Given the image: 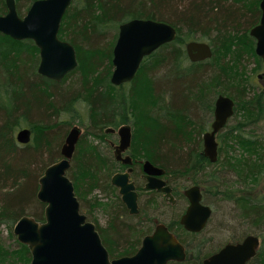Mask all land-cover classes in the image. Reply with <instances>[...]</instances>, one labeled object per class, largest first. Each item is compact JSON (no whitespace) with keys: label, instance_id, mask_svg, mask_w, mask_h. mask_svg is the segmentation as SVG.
Here are the masks:
<instances>
[{"label":"trees","instance_id":"16d2710c","mask_svg":"<svg viewBox=\"0 0 264 264\" xmlns=\"http://www.w3.org/2000/svg\"><path fill=\"white\" fill-rule=\"evenodd\" d=\"M34 1L16 0L19 14H25L22 5H27V12ZM234 1L73 0L59 31L61 39L74 45L78 59L77 68L62 81L76 71H85L79 79L82 91L73 98L65 94L61 82L38 73L40 54L33 40H16L0 32V230L3 225L9 228L10 235L19 245L15 250L0 245V264H28L31 261L28 246L19 242L12 229L24 215L32 216L39 222L45 220L46 205L37 197L39 178L61 156V151L56 147L64 135L60 127L62 123L58 121L59 115L73 112V108L77 111L76 104L83 96L89 108V123L80 140L81 148L76 150L67 175L74 183L81 206V201L86 200L85 197L93 190L111 191L113 187L109 177L117 168L116 162L112 159L111 163H106V158L99 155L98 149L91 147V143H85L84 138L88 134L97 136L105 128L117 127L131 120L125 115L122 103H128L136 95L133 87L142 74L150 79L154 100H157L150 115L156 128L151 130L146 126L154 160L166 171L167 176L173 173L175 177H190V185H200L205 202L207 194L214 191V195H222L241 207L243 223L252 222L258 227L264 225V195L253 199L248 194H237L241 192L240 187H232L234 182L248 186L252 181L255 187L264 182V141L244 133L248 127L264 118V90L255 91L246 79L241 95L237 94L240 98L232 95L237 100L235 115L218 135L219 155L235 150L236 145L243 153H249L250 157L229 156L221 161L218 155L217 162L212 163L203 154V143H197L198 137L210 128L216 100H203L201 94H204L209 84L221 79L241 84L237 76L228 73V63L222 67L217 64L219 51L233 52L238 56L241 66L243 56L238 52L244 45L250 57L257 61L255 70L264 65L255 52V39L250 35V29L261 17V0H253L251 6L254 9L250 11L247 3L235 6ZM6 11V0H0V15ZM132 18L166 21L177 29L178 35L176 40L164 44L143 60L136 78L130 83L132 93L123 95L125 100L122 102L119 87L123 85L116 86L110 81L113 48L120 24ZM190 40L211 44L213 56L205 61L191 62L185 49ZM235 56L231 63L236 60ZM187 61L189 64L184 65ZM158 68L164 70L163 82L156 79L154 72ZM150 69L149 76L147 71ZM216 93V97L223 94L221 90ZM240 112L244 120L232 123ZM74 113L72 119L78 116V113ZM74 121L65 124L71 125ZM23 122L29 123L34 137L32 143L21 147L14 132ZM46 153L47 158L44 160ZM252 155L255 156L253 161ZM202 174L205 179L197 178ZM180 178L172 180L170 177L177 195L180 189L189 186ZM94 200L96 206L108 209V202L104 198L95 197ZM115 202L120 212L122 204L118 197ZM113 224L114 232L108 238L104 233L102 235L111 257L133 255L141 244L140 238L137 244L132 241L125 222L116 221ZM169 228L188 252L196 250V253L190 252L185 262L169 264H198L201 260L200 246L204 242L196 241L199 233L186 231L179 219H173ZM250 234L261 239L252 264H264V227L256 232L250 231L245 237ZM192 242H197L195 248ZM121 243L123 246H117Z\"/></svg>","mask_w":264,"mask_h":264},{"label":"water","instance_id":"95a60500","mask_svg":"<svg viewBox=\"0 0 264 264\" xmlns=\"http://www.w3.org/2000/svg\"><path fill=\"white\" fill-rule=\"evenodd\" d=\"M73 0H35L21 16L16 0H6L7 11L0 15V32L16 40L31 39L39 48L38 73L56 82L78 66L77 51L72 43L59 37L63 17ZM261 17L250 29L255 39V52L264 64V0L260 2ZM177 29L166 21L150 18H132L120 24L118 37L113 48V85L132 82L143 60L164 44L173 42ZM191 62H200L213 56V48L206 41L190 40L185 46ZM263 78L264 74H259ZM235 100L219 94L215 100L214 120L211 129L203 134V154L215 163L219 155L218 134L235 115ZM108 128L107 131H113ZM121 137L116 149L118 158L131 146L132 128L123 125L118 130ZM82 135V129L74 125L68 132L61 148L62 158L49 165L39 178L38 199L46 205L45 220L39 222L32 216H22L14 225L13 233L19 242L26 244L31 253L28 264H169L183 262L187 257L184 244L163 223L143 238L140 248L133 255L112 258L104 245L95 223L89 221L81 211L73 181L67 175L71 159ZM21 144L32 139L30 128H22L16 134ZM131 162V158L122 159ZM147 189L165 192L174 202L172 188L158 176L164 169L150 161L144 164ZM112 184L119 188L122 201L130 213H138V194L129 172L116 173ZM189 206L180 223L190 232H201L212 215V207L203 202L199 185L184 191ZM259 236L250 234L238 242H229L201 264H247L260 247Z\"/></svg>","mask_w":264,"mask_h":264},{"label":"rangeland","instance_id":"374dc122","mask_svg":"<svg viewBox=\"0 0 264 264\" xmlns=\"http://www.w3.org/2000/svg\"><path fill=\"white\" fill-rule=\"evenodd\" d=\"M253 0H235L233 4L235 6H239L240 3H247L250 10H253L252 2ZM26 7L27 5H22V10L23 13H26ZM24 15V14H23ZM113 34V31L110 33V35ZM243 48L241 51L238 53L242 55L241 61L242 65L240 66L238 64V56L236 57L233 52L229 50H221L219 51V55L217 54V64L222 67L227 63V71L231 75L237 76V80L241 81V84L235 82V81H214L212 84H209L210 86L207 87L206 90H204V94H201L203 97V100L211 101L216 98V93L217 91H220L228 95L230 97H234L232 95H235V97L240 98L237 94L241 95V91L243 90V85L245 83V80L247 79L249 81V84L255 88V91L257 92H262L264 90V78H259V74H264V65L262 67L257 68V61L253 58L250 57V55L247 53V46L245 47L242 45ZM236 57L234 63H231V59H234L233 57ZM150 65H152V61H150ZM189 64L187 61L184 63V65ZM149 65V66H150ZM148 66V67H149ZM230 66V68H229ZM149 69V68H148ZM85 71H76L73 74H70L64 81H61V88L63 91H65V94L73 98L75 95L81 93L82 87V82L79 80L81 76L83 75ZM148 72V75L150 76L151 69ZM156 73V79H159L158 81L163 82L164 76V70L162 68H158L155 70ZM150 79L148 76L146 77L145 74H142L141 77L138 79L137 84L133 87L134 96L132 97V100L129 101L128 103H122L123 111L125 115H128V118L131 119L129 120L132 122V127H133V132H134V139L132 143V153L134 154V157L138 159L139 161H144L147 158H152L153 153L149 149V135L146 133L147 127H149L151 130L155 129L156 126L153 123V120L150 118L151 115V109L156 105L157 100H154L153 96V90L150 84ZM158 86V85H157ZM132 84L128 83L125 84L121 87H119V94L121 96L122 102L125 100L122 98L124 95H129L132 93L131 90ZM159 87V86H158ZM85 92V91H84ZM72 94V95H71ZM237 95V96H236ZM81 98V97H80ZM168 101V98L166 99ZM235 101L236 98H234ZM242 99H240L241 101ZM86 98L83 96L76 104V109L73 108V112H62L59 115L58 121L62 123L60 127L62 128V133L63 138L60 139V143L56 146L58 147L59 151H61L62 145L65 142V138L69 132V130L74 126L78 125L81 127L83 135L82 139L85 135L86 132V127L89 123V108L86 103ZM74 112L78 113V116L74 119H72V115L75 114ZM237 119L235 118L232 120V123H236L237 121L244 120L242 113L240 112L238 115L236 114ZM75 120L71 125L65 124L67 121H72ZM231 123V122H230ZM231 123V124H232ZM22 128H30V125L28 122H23L21 126H19L15 132L14 136L16 138L17 132L22 129ZM199 128V127H197ZM246 135H252L253 138H258L264 141V118L259 120L257 124L252 125L251 127H248L245 132ZM219 135V134H218ZM202 136L198 137V142L197 143H203L202 141ZM33 137L34 133L32 132V139L31 143L33 142ZM218 138V136H217ZM85 143L90 144L91 147L96 144V140L93 138L91 135H86L84 138ZM201 140V141H200ZM18 142V141H17ZM19 143V142H18ZM21 147L25 146V144L19 143ZM99 144V143H98ZM80 142L77 145V149L80 147L81 148ZM236 154V155H235ZM221 161H224L225 158L232 156L236 158H248L250 157L249 153H243L241 149L238 148V146L235 145V150H231L229 152H223L222 154L219 155ZM62 156H58L57 159H61ZM44 160L47 158V153L43 156ZM42 158V159H43ZM255 159V156H251V161ZM209 170V169H208ZM225 174V173H224ZM205 175H199L197 178H203ZM170 177L172 180L176 179L178 180L182 179L185 184L190 185V177H184V176H179L175 177V174L170 173ZM232 187H240L241 192H237V194H248L250 195L253 199L263 197L264 195V182H262L259 186L255 187L254 183L251 181L248 186L246 184L244 185H239L237 182H234ZM183 190L180 189V194H179V204L178 206H160L162 198L159 197L158 200L155 199L154 202V207L156 206L157 209V215L160 220L164 223H171L172 219H179L181 214L184 212L185 208L188 205L187 199L183 195ZM214 192V191H213ZM212 193L207 194V201L206 203L209 204L212 209H213V215L211 217V220L206 227L204 231L199 233L198 236H196V241H205L207 242V251L213 250V248L223 246L224 244L228 242H235L242 240L245 237V234H248L251 232H256L259 231L260 228H263L264 225L257 226L255 223H249L246 224L245 222L243 223L241 217V207L235 203L231 199H225L222 195L216 196ZM104 198L105 195L99 191V190H93L91 193L87 195L86 200L84 199L82 202V210L87 213L92 219H94L100 226L105 230L107 220L109 218V212L113 211L114 207H108L107 210H103L99 206L95 205V200L94 198ZM110 204L112 203V199H109ZM113 206V205H112ZM159 207V208H158ZM157 222L150 223L151 227L154 228ZM245 224V225H244ZM13 233V229H12ZM256 234V233H255ZM14 235V233H13ZM15 236V235H14ZM139 240V239H138ZM0 245L9 248L11 250L17 249L19 247L16 239L10 235L9 228L6 226H2L0 230ZM2 264H12L10 262L2 263ZM15 264H23V263H15Z\"/></svg>","mask_w":264,"mask_h":264},{"label":"flooded vegetation","instance_id":"af4514ba","mask_svg":"<svg viewBox=\"0 0 264 264\" xmlns=\"http://www.w3.org/2000/svg\"><path fill=\"white\" fill-rule=\"evenodd\" d=\"M129 83H131V82H129ZM125 84H128V83H124V84H121V85H125ZM118 86H120V85H118ZM214 109H215V102H214ZM213 120H214V110H213ZM213 120H212V122H213ZM123 125H130L131 126V128H132V142H131V146L127 150L122 152V154L120 155L121 159H119L118 155L116 154V149L119 146L120 139H121L118 130ZM108 128H113L114 130L113 131H107ZM108 128H105L103 130V132L100 133L99 135L93 136V138L96 140L95 141L96 144H94V146L98 149L99 155H101L102 157L106 158V159H104L106 163H111L112 159H113V161L116 162V164H117V168L111 174V176L109 177L110 184L113 187V188H111V191L109 193H107V192H105V190H103L104 192H102L100 189H96V190L101 191L105 195V199L104 200L106 202H108V207H110V208L114 207L113 208L114 210L112 212L111 211L109 212V218L107 220V224H106L105 230L103 228H101V226L94 219L89 217V215L87 213H85L82 210V208H81V211L87 216V219L89 221L95 223L96 228L99 231L102 240H103V236H102L103 233L108 238L109 234L114 232L113 231L114 230V224L113 223H115L116 221H121V222H125V224L128 226V230H129V232L131 234L132 241L137 244L138 239L140 238V241H141L140 243L142 244L143 238L145 236H147V235L152 234L155 231L156 226L158 224L163 223L169 228V223L167 224V223H164L162 221H159L160 219L157 218L158 215H157V212H156L157 211L156 206L154 207V204H155L154 200L155 199L158 200V198L161 197L162 201L160 203L161 204L160 206H162V205H164V206H167V205L168 206H178V204H179V195H177L175 193L174 185L171 182L172 180L170 179L169 175L167 176L165 170H164V173L161 176H158V178L166 180L167 184H169L171 186L172 194H173V196L175 198L174 202L170 201L166 197L165 192L158 191L157 189H147L146 188V184H147L148 180H147V177H146L147 174L144 171L145 162L146 161H150L155 166H158V167H161V166L154 160V158H153L154 155H153L152 158H147L146 157V159L144 161H139L138 159H136L134 157V154L132 153V150H131L133 139H134V132H133V127H132V122L128 121L127 123H122V124H120L117 127H108ZM210 129H211V125H210L209 130ZM82 135H83V132H82ZM82 135L80 137V140L82 138ZM80 140H79V142H80ZM217 140H218V138H217ZM76 150H77V148H76ZM75 153H76V151H75ZM152 153H153V151H152ZM73 157H74V155H73ZM127 157L131 158V162L126 163V162H124L122 160V159H125ZM72 159H71V161H72ZM105 166H106V164H105ZM119 172H121V173L129 172L130 180L133 181L134 184H135V190H136V192L138 194V199H137V202H138V213H134V214L130 213V210L127 208L126 204L122 201L121 195L119 193V188L112 184L111 180H112L113 175L116 174V173H119ZM193 185H198V184H193ZM190 186H192V185H189L188 187H190ZM188 187H186V188H188ZM186 188H184V190H183V195L188 201V205H187V207H188L189 206V200L184 194V191L186 190ZM113 190H114L115 193H113ZM201 190H202V193H203L202 187H201ZM116 197L119 198V201H120V203L122 204V206L124 208V209H122V206H121L120 212L117 211V208H116V206H117L116 202H115ZM109 199H112V203L111 204H110V201H108ZM203 202L205 204H207L204 201V198H203ZM80 205H81V203H80ZM187 207L185 208L184 212L181 214V216L179 218V222H180V219H181L182 215L186 212ZM212 215H213V212H212ZM212 215H211V217H212ZM211 217H210V219H209V221L207 223V226H208V224H209V222L211 220ZM154 222H157V223L154 226V228H152L150 223H154ZM206 227L202 231H204L206 229ZM183 228H184V226H183ZM186 231H188V230H186ZM188 232H190V231H188ZM201 232H199V233H201ZM191 233H196V232H191ZM239 241H241V240H239ZM235 242H238V241H235ZM103 243H104V240H103ZM141 244H140V246H141ZM192 244H193L192 247L195 248L196 245H197V242H192ZM206 244H207V242H205V241L201 243V246H200V249H201L200 250L201 251V260H200V262L198 264H201L209 256H211L212 254L218 252L227 243L224 244L223 246L213 248V250H211V251H207V245ZM117 246L121 247V246H123V243L117 244ZM140 246H139V248H140ZM185 249H186V253H187V257L185 259V261H186L187 258L190 256V254L192 252L196 253V250L194 249V250L190 251L191 252L190 253V252H188L186 246H185ZM115 258H117V257H115ZM252 260H250L247 264H252ZM185 261H183V262H185Z\"/></svg>","mask_w":264,"mask_h":264},{"label":"bare ground","instance_id":"6f19581e","mask_svg":"<svg viewBox=\"0 0 264 264\" xmlns=\"http://www.w3.org/2000/svg\"><path fill=\"white\" fill-rule=\"evenodd\" d=\"M181 263V262H180Z\"/></svg>","mask_w":264,"mask_h":264}]
</instances>
